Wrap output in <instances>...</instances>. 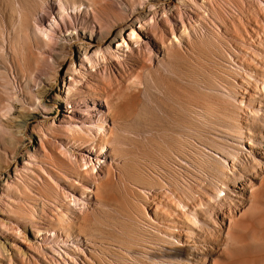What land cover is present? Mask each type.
Listing matches in <instances>:
<instances>
[{"label": "rangeland", "instance_id": "obj_1", "mask_svg": "<svg viewBox=\"0 0 264 264\" xmlns=\"http://www.w3.org/2000/svg\"><path fill=\"white\" fill-rule=\"evenodd\" d=\"M121 1L128 14L157 11L149 31L164 27L165 48L142 36L140 54L88 78L105 96L101 115L110 111L105 151L85 149L91 160L77 169L59 154L74 171L69 185L43 156H25L18 175L0 170L9 243L0 255L6 264H264V225L247 228L264 214V0H187L175 37L168 0H0L1 122L32 107L34 78L54 74L39 37L65 30L62 4L78 31L93 8L127 16ZM56 87L47 103L58 116Z\"/></svg>", "mask_w": 264, "mask_h": 264}, {"label": "bare ground", "instance_id": "obj_2", "mask_svg": "<svg viewBox=\"0 0 264 264\" xmlns=\"http://www.w3.org/2000/svg\"><path fill=\"white\" fill-rule=\"evenodd\" d=\"M120 3L124 8L123 14H127V16H112L109 14L112 10L105 6L98 9L93 8V18L89 19L87 26L82 25L83 30L78 31L73 20L66 21L65 13L68 12H65L66 8L62 4L61 19L65 20V30L59 26L50 33H44V37H39L42 50L50 52V56L56 58L54 74L40 75L34 78L32 84L38 85V87L33 93L35 98L32 100L34 104L31 108L14 117L13 120L5 122L0 120V156L2 154L11 155L6 164L0 165V170L13 168L15 175H18L22 171H27L26 166L29 165V162L25 160V156L35 161H40L39 159L43 156L49 160V163L62 170V181L69 185L74 171L61 166L59 161H62V158L60 155L69 156L68 162L71 163L73 169H77L82 166V163L87 164L91 160L90 150L85 152V149H97L99 147L104 153L107 139L104 124L106 114L110 111H104V114L101 115L99 110L101 103L99 101H105V96L102 92L91 89L88 78L99 71L102 63L108 65L113 61L121 62L136 51L140 54L145 48L144 43H146L142 36L148 38L155 45L157 52L162 51L166 43L163 37L162 40L157 39L159 33L162 32V36L164 35L163 26L158 28L154 25L152 27L153 33L149 31L150 21L155 19L157 11L151 12L152 16L149 18L150 15L144 7L136 6L128 14L124 2L121 1ZM189 5L187 0H168L163 5L162 11L168 17L166 25L167 22L170 23L174 37L177 29H179L181 9L182 7H189ZM78 22L80 21L78 20ZM57 23L61 24L59 21ZM128 31H130V41L125 37ZM59 74L60 79L57 78ZM54 85H57L54 96L55 106H59L61 112L58 116L54 113V107H50L47 103L48 93ZM85 102L86 106L83 107L82 104ZM73 103H77L79 107L75 110H68L67 107ZM72 107L74 108V105ZM69 111L71 114L80 113L82 119H79V114L68 115L67 112ZM94 116L101 117L99 118L100 121L93 120ZM79 120L80 125L76 122ZM90 121L93 123L88 127L96 130V132L93 130L91 132V129L83 126L85 125L83 123ZM32 122H35V125L32 126ZM57 130L60 137L54 136L52 138L48 135ZM77 144L84 147H78V151H76L74 147ZM107 154L108 152H106ZM21 159H23L22 165L21 162L19 163ZM100 168L104 167L101 166ZM96 170L95 166L94 172ZM252 196L254 201L260 198L257 192H254ZM1 201L2 199H0ZM5 214L0 209V226H6V221L1 218ZM259 225H264V214L262 213L258 217L255 216L247 228L256 229ZM0 235L4 234L0 233ZM8 245L6 240L0 239L2 254L9 252ZM0 258V264H6V258L1 255Z\"/></svg>", "mask_w": 264, "mask_h": 264}]
</instances>
